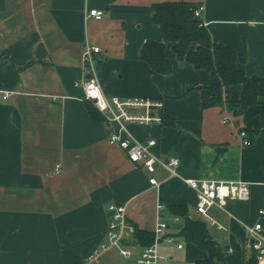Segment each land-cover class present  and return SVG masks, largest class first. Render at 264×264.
<instances>
[{
  "label": "crops",
  "instance_id": "obj_1",
  "mask_svg": "<svg viewBox=\"0 0 264 264\" xmlns=\"http://www.w3.org/2000/svg\"><path fill=\"white\" fill-rule=\"evenodd\" d=\"M174 1L203 4L214 43L245 48L240 66L249 77H264V0H0V90L11 94L0 99V264H88L106 241L110 204L125 205L138 232L154 233L161 220L168 222L175 242L161 241L166 260L159 264H196L205 257L180 235L184 219H174L173 205H185L191 217L205 221L223 264L252 259L245 225L264 226V128L251 146L242 144L240 132L251 137L264 97L236 115L227 102L241 100L243 88L231 85L224 88V103L202 107L200 89L210 85L211 75L180 60L154 21L153 6ZM91 9L104 15L87 18ZM149 40L165 43L170 74L141 58ZM87 43L102 48L98 73L108 97L163 100L169 123L128 127L141 142L155 139L157 156L178 158L177 175L158 166V184H151L143 165L110 142L118 124L99 111L98 120L92 116L94 104L77 84ZM57 165L61 170L54 173ZM185 178L246 181L251 197L229 202L226 210L212 207L213 224L197 213L198 192ZM123 244L131 258L108 249L99 264H139L147 245L135 234Z\"/></svg>",
  "mask_w": 264,
  "mask_h": 264
},
{
  "label": "built area",
  "instance_id": "obj_2",
  "mask_svg": "<svg viewBox=\"0 0 264 264\" xmlns=\"http://www.w3.org/2000/svg\"><path fill=\"white\" fill-rule=\"evenodd\" d=\"M205 6L199 5L194 10V15L202 19V24L206 26L203 19ZM103 10L91 9L87 12V18L95 17L102 18ZM100 46L87 43L83 52L84 77L77 82L84 89V98L94 104L101 112L107 121L118 124V130L113 133L109 140L112 144H116L124 149L129 159L134 163H140L151 175L149 181L151 184H158L154 173L158 166L165 167L172 175H177V168L180 160L175 157L161 158L157 156L152 147L156 145L155 139L141 142L129 130V124H152L163 123L164 102L161 98L142 97V98H123L119 96L108 97L101 86L97 55L101 52ZM9 92L0 90V99L6 100L10 97ZM227 119H224L226 122ZM242 144L251 146L253 141L248 136L247 132L241 131ZM61 165H57L54 173H59ZM186 184L198 192V201L196 211L198 214L213 224L217 221L210 215L209 210L217 206L226 210L229 202L244 201L247 202L251 197V187L246 181H214L206 179L185 178ZM158 209L164 211L163 203H159ZM109 211L111 220L107 230V238L88 258V264H99L101 254L108 249H116L118 253L125 257L131 258L133 251L124 246L123 241L134 235L136 226L131 223L126 214V206L120 204H110ZM261 217L264 216V203L259 210ZM179 220L178 216L174 217ZM249 236V247L256 251L257 263L264 264V226L262 222H257L254 225H245ZM168 222L161 220L154 229L155 240L153 244L145 247L140 257L139 264H159L166 260V256L160 252L161 241H166L169 245H173L175 239L167 234ZM182 248V244H177V248Z\"/></svg>",
  "mask_w": 264,
  "mask_h": 264
},
{
  "label": "trees",
  "instance_id": "obj_3",
  "mask_svg": "<svg viewBox=\"0 0 264 264\" xmlns=\"http://www.w3.org/2000/svg\"><path fill=\"white\" fill-rule=\"evenodd\" d=\"M199 5L186 1H174L155 4L154 21L163 26L164 41L173 43L176 56L194 64L198 69H203L211 75V83L201 88L202 107L204 109L218 106L225 102L224 88L231 85H242V97L238 101H229L228 107L234 114H242L245 110L259 104L264 97V77L247 76L240 64L246 63L247 52H242L234 46L216 44L212 40L207 27L202 24V19L195 17L194 10ZM165 43L147 41L141 52V58L151 65L154 71L161 74H170L173 65L166 56ZM92 116L98 120L99 112L90 106ZM261 118L256 123L255 130L251 132L254 141L256 135L264 128V111L259 112ZM163 122L169 123L163 115ZM173 215L184 219V226L180 235L185 241L194 243L205 252V257L196 264H223L224 256L218 255V245L210 238L205 221L194 219L190 216L185 205L168 207ZM135 236L147 246L153 244L155 234L145 231L138 232ZM253 256L247 264H258L257 253L252 250ZM226 264V263H225ZM235 264H244L239 261Z\"/></svg>",
  "mask_w": 264,
  "mask_h": 264
},
{
  "label": "water",
  "instance_id": "obj_4",
  "mask_svg": "<svg viewBox=\"0 0 264 264\" xmlns=\"http://www.w3.org/2000/svg\"><path fill=\"white\" fill-rule=\"evenodd\" d=\"M156 13V11L154 12V14ZM218 255L219 256H224V254H223V251H222V249H221V247H218Z\"/></svg>",
  "mask_w": 264,
  "mask_h": 264
}]
</instances>
